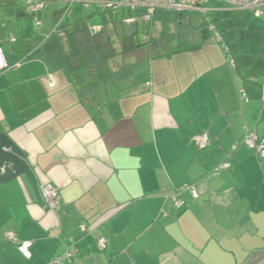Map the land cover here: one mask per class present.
I'll list each match as a JSON object with an SVG mask.
<instances>
[{
  "label": "crops",
  "instance_id": "crops-1",
  "mask_svg": "<svg viewBox=\"0 0 264 264\" xmlns=\"http://www.w3.org/2000/svg\"><path fill=\"white\" fill-rule=\"evenodd\" d=\"M45 9L42 30L28 15L9 54L0 42L9 65L20 63L0 73V264H47L72 246L68 264H249L264 254V159L244 144L232 151L246 128L264 139V28L256 41L249 29L241 40L221 32L234 69L211 30L174 42L159 22L129 32L96 8L43 40L59 10ZM203 132L210 144L199 149ZM47 184L60 189L58 211L45 208ZM185 186L199 198L182 192L178 209ZM9 231L32 242L29 259Z\"/></svg>",
  "mask_w": 264,
  "mask_h": 264
},
{
  "label": "built area",
  "instance_id": "built-area-1",
  "mask_svg": "<svg viewBox=\"0 0 264 264\" xmlns=\"http://www.w3.org/2000/svg\"><path fill=\"white\" fill-rule=\"evenodd\" d=\"M211 1L224 4V10L237 11L245 10L250 11L255 17H264V0H101L100 2H86V4L97 5L96 8H101L103 11H111L113 14H117L121 11H128V14L123 17L122 21L128 26H138L140 24H152L154 14L156 11H172V12H188V13H200L207 14L211 7L209 4ZM76 0L70 2L73 3ZM46 0H25V7L27 13L32 17L35 27L39 30L42 27V21L39 14L46 7ZM210 30L213 32L216 42L222 46L226 55L227 61L232 68H236V61L232 54L229 45L226 43L222 34H220L211 20L208 19ZM60 29V21L56 23L53 29V33L58 32ZM88 29L91 33L103 30L101 25H89ZM49 36H43V40ZM145 40L149 39V36L144 37ZM11 42H15L16 39L12 38ZM20 67V63L10 66L5 55L3 47L0 45V73L8 70L9 68ZM51 87L55 86L54 82L50 83ZM240 94L243 100H246V93L243 89L240 90ZM262 103L264 105V86L262 87ZM194 144L199 149H204L210 144V136L207 132H203L193 139ZM239 144H244L249 149L255 151L256 155L260 159H264V139L261 138L257 132L253 129L246 128L245 134L241 142H237L232 151L236 150ZM231 163L225 160L216 170L219 168H230ZM178 198L176 200V207L182 208L185 205V201L180 197V194L184 191H189L194 199L199 198V193L196 188L185 186L177 190ZM41 194L44 200L45 208L51 211H58L60 209V189L53 184H47L41 186ZM80 231L86 233L87 227L85 225L80 226ZM4 238L18 245L20 252L25 258L29 259L32 255L30 248L32 246L31 241L19 240L15 232L9 231L4 234ZM100 250L106 249V240L103 237L98 238L97 241ZM78 255L76 247L72 246L66 249V251L58 256L53 257L47 264H68Z\"/></svg>",
  "mask_w": 264,
  "mask_h": 264
},
{
  "label": "rangeland",
  "instance_id": "rangeland-1",
  "mask_svg": "<svg viewBox=\"0 0 264 264\" xmlns=\"http://www.w3.org/2000/svg\"><path fill=\"white\" fill-rule=\"evenodd\" d=\"M10 2L12 0H0V42L4 41L5 44V51L9 54L11 51V45L9 43V40H11L12 36L17 35V30L20 27L23 26V20L28 19V13L27 9L25 7V0H13L12 4H7V2ZM72 0H66L64 2H52L49 0H46V9L48 10H54V8H58V15L56 17L57 22L60 21V29L58 32L52 34L53 36L56 34L61 33L63 31V27L68 24V22L71 20V18L74 17H80L83 18L88 14L93 13L96 10L97 5L93 4H86V2H91L92 0H76V2H73L70 4ZM95 2H100L101 0H93ZM216 1H211L209 4V7L216 4ZM52 7V8H50ZM240 11V10H238ZM245 11V10H242ZM236 12V11H235ZM249 14H246L243 17V22H240L239 20L235 19L236 14L235 13H229L226 16L215 14L212 10L207 14H199V13H189L187 14V21L186 25L184 26H177L172 25L169 27L168 31L166 33H162V37L171 38L174 42H184L187 41L188 38L193 37L194 35H202L205 30L209 31L210 27L207 23L206 17L209 16L210 20L213 21L214 26L216 27V30L222 34L221 32L225 33L229 39H237L240 40L243 38V33L247 35L248 30V38L251 40H257L256 34H260V32L263 30L264 26L262 23H264V18H257L254 17L253 14L250 11H245ZM40 17V14H39ZM23 18V19H20ZM190 19V22H189ZM28 21L31 23L32 28L35 30L37 29L34 25V23L28 19ZM56 22V23H57ZM115 23H118L119 26H123L124 29H127L129 32L135 28L132 26H128L123 23L122 20H117ZM92 25V23H89ZM56 25V24H55ZM148 26L147 24H145ZM140 26V31L142 32L144 29V24L138 25ZM137 26V27H138ZM81 28V27H79ZM54 28L51 29L50 32H46L45 36H49ZM42 30V27L41 29ZM37 31V30H36ZM154 31H156V28H154ZM251 32H256L253 37L251 36ZM157 34V32L154 33V36ZM50 35V36H52ZM140 37L141 33L138 35L135 34V37ZM156 40L158 41L162 37L156 36ZM141 38V37H140ZM155 40V41H156ZM14 45V44H13Z\"/></svg>",
  "mask_w": 264,
  "mask_h": 264
},
{
  "label": "trees",
  "instance_id": "trees-1",
  "mask_svg": "<svg viewBox=\"0 0 264 264\" xmlns=\"http://www.w3.org/2000/svg\"><path fill=\"white\" fill-rule=\"evenodd\" d=\"M217 4L227 14L234 13V11L224 10V6H225L224 4H220V3H217ZM104 12H109V13L113 14V12H111V11H104ZM127 14H128V11L125 10V11H121V12H119L117 14H114V16L116 18L122 20L123 17H125ZM187 14H189V13L188 12H172V11H164V10L156 11L155 14H154V18H153L152 24H155L156 22H159L162 25V27H163L162 33H166L168 31L169 27H171V25L175 24L178 27L179 26H184V25H182V23L185 22L184 20H185V18H187ZM208 17L209 16L206 17L207 23H208V19L210 20V18H208ZM261 18H264V17H261ZM211 22L213 23L212 20H211ZM184 24H186V23H184Z\"/></svg>",
  "mask_w": 264,
  "mask_h": 264
},
{
  "label": "water",
  "instance_id": "water-1",
  "mask_svg": "<svg viewBox=\"0 0 264 264\" xmlns=\"http://www.w3.org/2000/svg\"><path fill=\"white\" fill-rule=\"evenodd\" d=\"M249 264H264V254L253 259Z\"/></svg>",
  "mask_w": 264,
  "mask_h": 264
}]
</instances>
